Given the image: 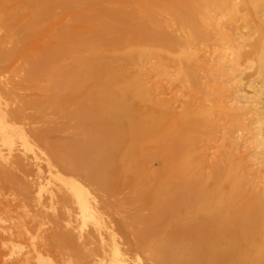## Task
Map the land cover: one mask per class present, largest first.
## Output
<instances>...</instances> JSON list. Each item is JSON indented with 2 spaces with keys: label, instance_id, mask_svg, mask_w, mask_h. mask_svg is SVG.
<instances>
[{
  "label": "bare ground",
  "instance_id": "6f19581e",
  "mask_svg": "<svg viewBox=\"0 0 264 264\" xmlns=\"http://www.w3.org/2000/svg\"><path fill=\"white\" fill-rule=\"evenodd\" d=\"M0 20V69L21 60L37 91L12 107L0 88L1 190L20 202L0 198V214L34 221L0 217L4 241L47 225L68 264H264V0H0ZM164 77L184 100L162 97ZM28 110L58 119L25 127ZM109 201L134 211L115 226Z\"/></svg>",
  "mask_w": 264,
  "mask_h": 264
},
{
  "label": "rangeland",
  "instance_id": "374dc122",
  "mask_svg": "<svg viewBox=\"0 0 264 264\" xmlns=\"http://www.w3.org/2000/svg\"><path fill=\"white\" fill-rule=\"evenodd\" d=\"M237 23H240V25H242V22L241 21H237ZM6 27H5V25H4V23H2V20H0V36H3V34L4 33H6ZM242 31H244L245 33H246V31H248V29L247 28H244V30H242ZM6 45V47L7 48H9V47H11L10 45H11V43H7V44H5ZM2 46H3V48L5 47L4 45H2V44H0V51H1V49H3L2 48ZM23 46V45H22ZM245 48H247L248 49V46H246ZM246 50V49H245ZM168 70H169V72L172 74V75H174V73H175V71H176V68H175V66L174 65H170V66H168ZM252 69H248L247 71H245L244 73V75H245V77H247L246 76V73H248V72H250ZM252 72V71H251ZM24 74H25V65L23 64V62L21 61V60H18V59H11L10 61H8V62H6V64L4 65V67H2L1 69H0V84H2V85H0V88H2V87H5V86H8V87H11V88H13V90H14V94L12 95V98L10 97V99H8L7 100V102L9 103V106H12V107H15L18 103L20 104V101H19V99L20 98H22V97H24V96H30L32 93H35V92H37L36 90H32V87L31 86H29V85H27L26 83H25V81H23V76H24ZM249 74V73H248ZM247 74V75H248ZM4 83H6V84H4ZM161 84L163 85V87H165V92H164V94L162 95V97H164V98H170L172 95H177L180 99H185L186 98V96H184L183 97V88L181 87V85L179 84V82L178 81H171L170 80V78L169 77H167V78H162V82H161ZM248 90H251V89H248ZM15 95V98L13 97ZM138 104V102H135V105H137ZM180 108H181V103L180 104H177L176 105V110L178 111V110H180ZM27 112H29V113H33V117H36V118H34V123H32V124H30V125H28V124H26L25 125V127H42V123H46L47 121H52V120H57L58 119V116H57V114H55V113H51V112H49V113H47L46 114V118H43V120H45V119H48V120H46L45 122L43 121H41L42 120V118L41 119H39L38 118V115H37V112H35L34 110H28ZM30 121V120H29ZM26 122H27V120H26ZM241 133V134H240ZM242 133L243 132H237V131H235L234 132V135L235 136H240V135H242ZM67 135H69V132H67V131H65V132H63V133H55L51 138H50V140H55V139H53V138H55V137H59V136H67ZM239 141H241V139H238ZM17 143H18V145H19V142L17 141ZM17 143L14 145V147L17 149L18 148V146H17ZM212 144H214V147L213 148H211L210 149V159L211 158H213V156H214V154L218 151V148H219V146H222V145H225V140H223V138H220L219 139V141L218 142H213ZM37 142H35L34 143V145H33V147H35L34 148V150H35V153L38 155V156H40V157H46V155L44 156L43 154H44V146H40V143H38V146H40L41 147V149H40V147L39 148H36L37 146ZM226 146V145H225ZM22 149V147L19 145V150H21ZM34 150H33V152H34ZM40 150V151H39ZM241 150H244V148H242ZM240 150V151H241ZM29 151V152H28ZM27 151V153L25 154L26 155V157H27V160L25 161L26 163L28 162V167H30L31 165L29 164V163H32L33 161H34V153H32V151H30V150H28ZM43 151V152H42ZM17 151L15 150V152L14 153H16ZM41 152H42V155H41ZM30 156H29V155ZM32 154V155H31ZM34 159H33V158ZM28 158H30L31 159V161L29 162V160H28ZM33 159V160H32ZM34 176V175H33ZM32 177V176H31ZM30 177V178H31ZM35 177V176H34ZM0 198H2L3 197V200L4 201H6V202H10L9 204H11L13 207L14 206H18L19 204H20V202L18 201L19 199H17V198H15V196H13V195H11V194H9V195H7V194H4V192L1 190V188H3L5 185L3 184V182L2 181H0ZM4 189V191L6 192L7 191V188L6 187H4L3 188ZM2 191V192H1ZM92 192L94 193V194H96L97 192V195H101V196H103L102 198L104 199H109L111 202H112V200L114 201L115 199H122V198H124L125 196H127L128 194H129V189H125V190H123L122 192H120L119 194H116V198L115 197H110V198H108L107 197V195H105L103 192H100V191H98V190H96V189H94L93 188V190H92ZM96 192V193H95ZM109 201V202H110ZM19 202V203H18ZM110 202V203H111ZM112 205V206H111ZM99 206L101 207V210H102V217L104 216V219H105V221L107 220H112L113 222V224L116 226L117 224H115V222H117L119 219L120 220H122V219H126L128 216L127 215H129L130 213H132L133 211H134V209H133V207L132 206H130V207H128L127 205H123L121 208H117V207H115V206H113V204L111 203L110 204V206H109V204H107V205H104V203H102V202H100L99 203ZM15 209V208H14ZM145 212V211H144ZM9 213H11V214H9ZM13 213V214H12ZM17 213V214H16ZM145 213H147V212H145ZM30 214H32V212H30L29 213V215ZM14 216V217H13ZM0 217L1 218H3V220H4V222H1V224L2 225H8V224H10V223H12L13 224V222L14 223H16L17 221V223L19 224V222L21 223V222H23V223H25L26 225H28V226H33L34 225V221L31 219V215L30 216H26V215H24V211H22L20 208H18V209H15V212H8V213H1L0 214ZM5 217V218H4ZM17 217H19V218H17ZM7 218V219H6ZM103 219V220H104ZM119 220V221H120ZM118 221V222H119ZM4 223V224H3ZM43 228H46V231H44V232H42V233H28V234H26L24 237H21L18 241L16 240V241H14V242H10V241H4V237H6L7 235H8V233H9V231H7L6 229H3V230H0V264H15L16 262H18L19 260H23V258L25 257V255L26 254H28L29 252H32V259H30V261L28 260L27 261V263H25V264H38L39 263V259H38V257H36L37 256V254L35 253V252H41V254H43V256L42 257H46V255L48 254H50L49 256H50V258L52 259V260H54V262H55V264H65V262H66V264H68V262L67 261H61V260H63V258L64 259H66L67 257H68V255H67V253L65 252V251H67L65 248L63 249L62 247V245H59V243L55 240V239H52L51 237H48V233H49V229H48V226L46 225V226H44ZM119 231V230H118ZM48 235H47V234ZM31 234V235H30ZM28 235V236H27ZM40 237V238H39ZM23 238H25V239H23ZM30 238V239H29ZM48 240V241H47ZM25 241V242H24ZM51 243H50V242ZM24 242V243H23ZM48 242V243H47ZM10 243H15V244H17V245H19V249L16 247L17 245H14L15 247H13L14 248V252H13V249H11V245H10ZM26 243V244H25ZM47 243V244H46ZM44 244V245H43ZM55 244V245H54ZM8 245H10V246H8ZM23 246V247H21L20 248V246ZM30 245L32 246V247H30ZM137 244H136V240L134 239V238H129V239H125L122 243H121V247H122V249L123 250H130V252H129V254H128V256L129 257H133L134 258V256L135 255H133V254H135V251L134 250H132L133 248H135V246H136ZM8 248H7V247ZM50 246H51V248H50ZM55 246V247H54ZM45 247V248H44ZM12 250V251H10V252H13V254H9L10 252L8 251V250H10V249ZM41 248V249H40ZM21 249V250H20ZM35 249H39L38 251H34ZM50 249V250H49ZM52 249V250H51ZM56 249V250H55ZM60 249V250H59ZM15 250H17V252L19 251V253L21 252V254L19 255V253H18V255H17V253H16V251ZM55 250V251H54ZM8 253H7V252ZM46 251V252H45ZM50 251V252H49ZM52 251V252H51ZM54 251V252H53ZM132 251V252H131ZM45 252V253H44ZM34 253V254H33ZM9 254V255H8ZM22 254H23V257H22ZM35 254H36V256H35ZM143 253H140V254H138V256H139V258H142V259H140L142 262H144V263H146V264H148V262L150 263V261H148V259H146V256H143V255H145V254H143ZM17 255V256H16ZM45 255V256H44ZM47 255V256H48ZM19 256V257H18ZM21 256V257H20ZM144 257V258H143ZM2 259V260H1ZM34 259V260H33ZM36 259H37V261H36ZM147 260V261H146ZM32 261V262H31ZM20 262V261H19ZM36 262V263H35ZM73 263H75V264H78V263H76V262H73Z\"/></svg>",
  "mask_w": 264,
  "mask_h": 264
}]
</instances>
